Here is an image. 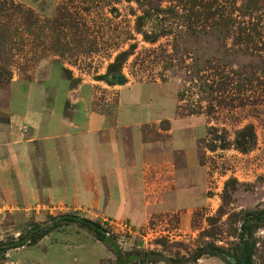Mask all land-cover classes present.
Masks as SVG:
<instances>
[{"label": "rangeland", "instance_id": "374dc122", "mask_svg": "<svg viewBox=\"0 0 264 264\" xmlns=\"http://www.w3.org/2000/svg\"><path fill=\"white\" fill-rule=\"evenodd\" d=\"M231 4L197 27L176 0H0V264H115L76 218L125 264H240L264 209V0ZM246 225L264 264V218Z\"/></svg>", "mask_w": 264, "mask_h": 264}, {"label": "trees", "instance_id": "16d2710c", "mask_svg": "<svg viewBox=\"0 0 264 264\" xmlns=\"http://www.w3.org/2000/svg\"><path fill=\"white\" fill-rule=\"evenodd\" d=\"M176 1H178V3L184 8L186 21L197 27L212 26L218 21L227 20V17H228L227 10L230 8V6H232L231 4L232 0H229L228 2H221V0H176ZM247 29L251 31L254 30L253 25L250 22L246 24H244L243 22H240L236 26V34L239 35V37L243 38L244 41H247L246 39L247 33L245 34V31ZM260 48L262 50L264 49V40L262 41V43H260ZM236 142L238 143L237 144L238 147H240L241 149H246L248 147V146H243L242 144H240L239 143L240 140L238 139ZM263 218H264V209L249 213L248 218L246 220V224L251 220L263 219ZM76 219L80 223L89 225L94 230L95 234L97 235L96 237L98 239L105 240L106 242H108V244L111 246L115 254V257H116L115 264H125L119 248L110 238H108V236L102 233L101 228L98 223L93 222L92 220L87 219V218H76ZM246 224L242 225L241 227V234H240L241 244H240V250L238 254L240 264H252L253 263L252 253H253L255 242H254L251 232L247 229ZM41 234H43V232H41ZM28 241H29L28 242L29 244H32L34 243L35 238H32ZM209 248L211 250L205 251L202 253H206L209 256L217 255L218 250L216 247L214 248L213 246H210ZM200 255H198L196 259Z\"/></svg>", "mask_w": 264, "mask_h": 264}, {"label": "crops", "instance_id": "0c3cea01", "mask_svg": "<svg viewBox=\"0 0 264 264\" xmlns=\"http://www.w3.org/2000/svg\"><path fill=\"white\" fill-rule=\"evenodd\" d=\"M97 120V119H96ZM101 120V119H100ZM88 135L90 139L88 138ZM100 140L97 138V135L95 132H91L90 130L86 131L82 134V141L78 142L79 148L81 149L80 156H91V155H97L98 149L100 147L99 144ZM113 142H117V140H114ZM3 143H11V142H3ZM28 142H19L21 145H27ZM115 147V144H114ZM117 147V144H116Z\"/></svg>", "mask_w": 264, "mask_h": 264}]
</instances>
